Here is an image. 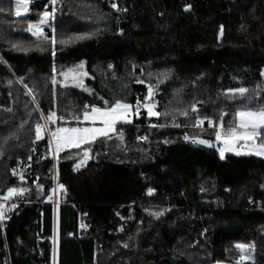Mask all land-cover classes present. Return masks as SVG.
Masks as SVG:
<instances>
[{
	"label": "trees",
	"instance_id": "1",
	"mask_svg": "<svg viewBox=\"0 0 264 264\" xmlns=\"http://www.w3.org/2000/svg\"><path fill=\"white\" fill-rule=\"evenodd\" d=\"M15 2L0 0V196L29 189L2 212L0 264H50L54 236L56 264L233 263L237 244L264 264V157L213 144L264 107V0H30L20 17ZM53 8L55 45L27 30ZM76 68L80 85L60 75ZM116 101L132 122L108 136L54 155L36 137L41 115L75 123Z\"/></svg>",
	"mask_w": 264,
	"mask_h": 264
},
{
	"label": "snow or ice",
	"instance_id": "2",
	"mask_svg": "<svg viewBox=\"0 0 264 264\" xmlns=\"http://www.w3.org/2000/svg\"><path fill=\"white\" fill-rule=\"evenodd\" d=\"M53 4L56 3V0H51ZM47 7V6H46ZM113 8H116L117 5L115 3L112 4ZM24 9V12H21V9ZM28 9V0H16V12L15 15L20 17L27 13ZM4 11V9L0 8V12ZM56 11L53 8L52 12L44 11L40 14V19L37 23H29L28 31L32 33L38 40L48 41L50 40L53 45L57 43L55 36L53 35L51 38L46 36L43 32L42 25H45L49 22L52 18L54 12ZM91 35V34H88ZM87 36H78L75 39H85ZM73 38H69L68 40H61L59 43L67 44L71 43ZM13 48L19 47L18 45H12ZM79 68L83 67V64L78 66ZM55 71V69H53ZM72 72V78L79 83H82L80 80V73L73 72V70H69ZM60 75H64L67 79V73H60ZM83 75H87V73H83ZM55 78H53V83H55ZM249 92L246 88H238V89H230L229 95L230 96H245ZM31 90H29V94ZM152 95L151 88L149 89V97ZM35 99V97H33ZM106 104L108 102H105ZM139 103V102H138ZM130 105L123 104L120 101H116L115 104L110 105L107 108L101 109L98 107H91L89 110V106L85 105V111L82 113L83 119L86 121H95L99 120L104 127H91V128H58L55 132H52L51 135L55 139L56 142V150L59 152L61 147H68V148H79L81 145L88 143L90 141L95 140L98 136H108L110 132L113 131V126L115 125L117 120L126 119L122 113H126L130 109ZM144 107L147 108V112L149 116H157L159 113L153 111L154 106L145 105ZM193 111H195V106H193ZM8 111H11L9 109ZM137 112H139V108H137ZM182 115H188L187 112L182 113ZM79 119V117H75ZM46 119L49 122L55 123L57 119H63L62 117L57 118L55 112H50ZM198 123H203L199 121ZM211 123V122H210ZM42 125L37 124L35 131L37 139L41 138V131ZM224 125L221 123L220 128L222 129ZM264 130V107L259 109L253 110L252 108H245L237 110L235 113V122L234 126L228 127V129L224 132L220 131L219 129L216 130L215 135L216 139L220 140L222 137L226 138L225 142H232L237 140H244V141H255L259 132ZM195 142V141H194ZM199 143L201 144H209L208 141L200 140ZM209 146H211L209 144ZM255 154L264 156V144L255 145ZM230 150V149H229ZM84 156L88 157V151H84ZM224 156V150H221V158ZM79 167V165H77ZM60 188H63V185H60ZM24 191V190H21ZM151 192V190H149ZM18 194L16 189H9L8 196H5L4 199L7 200L9 196ZM2 207V205H0ZM0 218H3V214L0 213ZM237 248H245L246 245H236ZM243 258V257H242Z\"/></svg>",
	"mask_w": 264,
	"mask_h": 264
},
{
	"label": "rangeland",
	"instance_id": "3",
	"mask_svg": "<svg viewBox=\"0 0 264 264\" xmlns=\"http://www.w3.org/2000/svg\"><path fill=\"white\" fill-rule=\"evenodd\" d=\"M29 2H30V0H28V5H29ZM15 12H16V2H15ZM21 12L22 13L24 12V9L23 8L21 9ZM48 26H49V22L47 24H45V25H42V28L44 29V28H46ZM71 70H73V72H79L81 74L80 70L77 69V68L76 69H71ZM65 73L68 74V76H67V80L68 81L67 82H70L72 84H79V85L81 84V83L77 82L76 80H74L72 78V74H73L72 72H70L68 70ZM64 78H65V76H64ZM24 88L29 93V90L26 87H24ZM29 95L31 96V94H29ZM145 105L154 106L153 107V111H155V105L151 101H147L145 103ZM146 110H147V108H146ZM44 117H47V116H44ZM62 118H65V117H62ZM62 124H69V120L66 119V123H62ZM45 134H47V136H48L49 143H50V146H51V149H52L53 141L50 138L49 131H48V133L45 131ZM208 142H209L210 145L212 144V142H210V141H208ZM214 143H216V142H214ZM209 144H206V145H209ZM216 144H217V147H220L219 148L220 155H221V150L222 149L224 150V153L225 152H230V153H234V154H237V155H245V154H254L255 155L254 144L255 145H259L258 143H255L254 141H244V140H237V141H232V142L226 143L225 142V139H220V143L217 142ZM54 151L56 152L57 150L55 149ZM54 151L52 149V154H53ZM55 152H54V154H55ZM88 157H89V155H88ZM88 157H85L84 156V159L83 160L84 161L87 160ZM15 188H17V187H15ZM10 189H12V188H10ZM60 189L61 188H60L59 185H56V187L54 188V190H55V193L54 194H56L55 195L56 196V199L59 198ZM52 193H53V190H52ZM4 197L5 196H2V197L0 196V199H2ZM1 205H2V207H0V211H1V213L3 212V214H4L8 210V208H9V206L11 204L3 203ZM55 226H56V223H55ZM55 231H56V228H55ZM237 245H243V244H237ZM244 245H246V244H244ZM246 246L247 247H245L243 249L237 248L239 250L240 254H239V257L233 263L216 262L215 264H241L242 262H244L246 260H251L253 258V249L249 245H246ZM50 264H56V239H55V236L52 238V256H51V262H50Z\"/></svg>",
	"mask_w": 264,
	"mask_h": 264
},
{
	"label": "crops",
	"instance_id": "4",
	"mask_svg": "<svg viewBox=\"0 0 264 264\" xmlns=\"http://www.w3.org/2000/svg\"><path fill=\"white\" fill-rule=\"evenodd\" d=\"M121 103H123V104H127V105H130V106H131V104H129V103H125V102H121ZM91 107H93V106H91ZM91 107H90V108H91ZM95 107H98V108L104 109L103 107H99V106H95ZM90 108H89V110H90ZM122 114H123L124 116H126V119H120V120H117L116 123H115V125L113 126V131L110 132L109 134L114 133V132L116 131V129H117L118 126L132 122V116H133V108H132V106L130 107V109H129L126 113H122ZM91 127H97V128H100V127H104V125H103L99 120L95 121V123H93V122L90 121V120H89V121H86V120L83 119V116L81 117V119H80L79 121H77V122H75V123L62 124V123H59V122H55V123L50 122V124H49V128H48V131H49L50 138H51L52 141H53V144H52V149H53V151L56 149V142H55V139L52 137L51 133H52V132H55L56 129H58V128H91ZM44 134H45V131L42 129V131H41V136L44 135ZM98 137H102V136H98ZM98 137H97V138H98ZM221 139H226V138H221ZM200 140H204V141H206V139H201V138H197V139H195V141H197V142H199ZM207 141H208V140H207ZM215 142H216V143H217V142L220 143V140H217V139H216ZM216 143L213 142L214 145H215ZM204 145H206V144H204ZM207 146H209V145H207ZM216 146H217V144H216ZM61 148H68V147H63V146H62ZM219 148H220V147H217L218 152H219ZM54 152H55V151H54ZM54 152H53V154H54ZM255 155H256V154H255ZM258 156H260V155H258ZM263 157H264V156H263ZM12 189H16L18 194H15V195H11V196H9L7 200H9V199L12 200V198H14V197L17 198L18 195L21 193V189H20V187L12 188ZM8 190H9V189H8ZM8 190H7V192L5 193L4 196H8ZM13 196H14V197H13ZM50 198H51V197H50ZM17 200H18V199H17ZM18 201H19V200H18ZM6 204H11V205H12L13 202H12V203H6ZM11 205L9 206V208L11 207ZM9 208H8V209H9ZM54 210H55V208H54ZM54 222L56 223V214H55V213H54V217H53V231H54V233H55V228H56V226H55V223H54Z\"/></svg>",
	"mask_w": 264,
	"mask_h": 264
},
{
	"label": "built area",
	"instance_id": "5",
	"mask_svg": "<svg viewBox=\"0 0 264 264\" xmlns=\"http://www.w3.org/2000/svg\"><path fill=\"white\" fill-rule=\"evenodd\" d=\"M85 105H88L89 108H90V105L87 104V103H85V104H84V109H85ZM58 118H60V117H58ZM56 122H59V123H66V119H65V118H63V119H57ZM38 124L42 125V126H43L42 129L48 133V127H49L50 122L46 119V117H44L43 115H41V117H40V121H39ZM224 131H226V130H223L222 132H224ZM222 138H224V137H222ZM137 139H138V140H142V137H141V136H138ZM183 140H185V141H189V142H194V141H195L194 139H192L191 137H189V136H187V135H184V136H183ZM19 187H20L21 190H24V191H21V193L18 195L17 198L14 197V198H12V200H11V199H9V200H5L4 198H2V199H0V205L3 204V203H12V202H15V201L21 200V199L23 198L25 192L29 189V187H28L27 185H25V184H24V185H21V186H19ZM55 187H56V185H55V183H54V186H53V193H52L51 198H50V203H51L53 206H56L57 203L59 202V201H58L59 199H56V196H55L56 194H54V193H55V190H54ZM17 199H18V200H17ZM0 213H1V211H0ZM2 221H3V218H0V226H1V227H2Z\"/></svg>",
	"mask_w": 264,
	"mask_h": 264
}]
</instances>
